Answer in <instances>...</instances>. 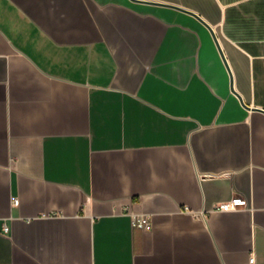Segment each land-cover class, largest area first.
Segmentation results:
<instances>
[{
	"label": "crops",
	"instance_id": "obj_1",
	"mask_svg": "<svg viewBox=\"0 0 264 264\" xmlns=\"http://www.w3.org/2000/svg\"><path fill=\"white\" fill-rule=\"evenodd\" d=\"M0 264H264V0H0Z\"/></svg>",
	"mask_w": 264,
	"mask_h": 264
},
{
	"label": "built area",
	"instance_id": "obj_2",
	"mask_svg": "<svg viewBox=\"0 0 264 264\" xmlns=\"http://www.w3.org/2000/svg\"><path fill=\"white\" fill-rule=\"evenodd\" d=\"M247 201L242 198L241 196H235L231 200L224 201L219 203L215 209L217 210H234L239 208L240 206H246ZM132 218V225L136 228H140L143 230H150L153 228V220L150 216H147L144 213L136 212V211H130L129 212ZM251 262L255 261V256L252 255L250 258Z\"/></svg>",
	"mask_w": 264,
	"mask_h": 264
},
{
	"label": "water",
	"instance_id": "obj_3",
	"mask_svg": "<svg viewBox=\"0 0 264 264\" xmlns=\"http://www.w3.org/2000/svg\"><path fill=\"white\" fill-rule=\"evenodd\" d=\"M192 13V12H191ZM193 15H195L196 17H198L199 19H200V17L197 15V14H194V13H192ZM201 20V19H200ZM204 22V21H203ZM205 23V22H204ZM206 24V23H205ZM207 25V24H206ZM208 26V25H207ZM210 27V26H209ZM210 29H211V31H212V33H213V29L210 27ZM213 35H214V38H215V40H216V42L218 43V39H217V37H216V35L213 33ZM218 46H219V44H218ZM221 51V50H220ZM221 53H222V56H223V58H224V61H225V63H226V65L228 66V63H227V60L225 59V57H224V55H223V52L221 51ZM228 68H229V66H228ZM232 90L235 92V90H234V88H233V85H232ZM237 93V92H236Z\"/></svg>",
	"mask_w": 264,
	"mask_h": 264
}]
</instances>
